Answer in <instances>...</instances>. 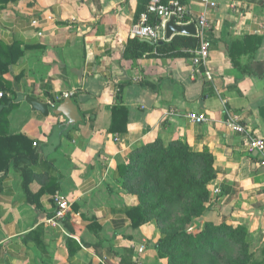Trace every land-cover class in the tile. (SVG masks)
I'll return each mask as SVG.
<instances>
[{
  "label": "crops",
  "instance_id": "1",
  "mask_svg": "<svg viewBox=\"0 0 264 264\" xmlns=\"http://www.w3.org/2000/svg\"><path fill=\"white\" fill-rule=\"evenodd\" d=\"M178 1L194 17L207 15L212 81L194 70L196 48L178 57H126L141 0H21L0 8V41L24 53L5 76L11 90L0 112L14 105L9 137L25 136L39 152L35 164L12 166L0 181V264H167L158 257L156 225L133 228L129 210L138 199L119 182L131 151L159 138L216 157L201 228L208 221L244 225L264 243L262 155H249L246 138L226 125L231 113L264 140V67L261 74L256 66L264 63V0H213L208 9L202 0ZM161 41L170 42L165 31ZM57 97V106L71 98L77 123L53 113ZM191 113L207 121L193 123ZM23 168L31 193L44 192L36 202L24 191ZM57 197L70 212L53 226Z\"/></svg>",
  "mask_w": 264,
  "mask_h": 264
},
{
  "label": "trees",
  "instance_id": "2",
  "mask_svg": "<svg viewBox=\"0 0 264 264\" xmlns=\"http://www.w3.org/2000/svg\"><path fill=\"white\" fill-rule=\"evenodd\" d=\"M19 1L0 0V8ZM150 2L141 0L137 20ZM254 39L257 44L261 42L257 37ZM198 45L199 39L192 36H176L163 45L131 38L125 54L134 60L154 51L178 57L185 55L182 49L191 50ZM23 55L20 44L9 46L0 41V91L5 92L4 104L6 93L11 90L5 76ZM232 60H236L233 55ZM256 66L263 74L264 63ZM13 108L10 105L0 112V181L8 177L12 166L35 164L39 159L31 140L25 136L9 137V115ZM120 113V109L115 110L113 130L119 129ZM215 162L216 157L208 148L199 152L180 140L165 144L159 138L133 149L127 164L120 168L119 181L125 191L138 199V205L129 210L132 226L156 225L160 235L156 245L158 257L167 264H264V243L253 240L246 226L208 221L201 228L209 214V185L218 177ZM21 172L26 195L36 202L44 192L31 193L32 175L26 168Z\"/></svg>",
  "mask_w": 264,
  "mask_h": 264
},
{
  "label": "built area",
  "instance_id": "3",
  "mask_svg": "<svg viewBox=\"0 0 264 264\" xmlns=\"http://www.w3.org/2000/svg\"><path fill=\"white\" fill-rule=\"evenodd\" d=\"M202 4L206 9L216 7V3L213 0H202ZM171 18H174L178 25H190L192 23L196 25V37L199 39V45L194 51L191 61L195 71L204 69L205 78L212 81V74L208 70L212 42L208 38L210 26L206 13L194 17L191 15L187 6L183 5L178 0H172L168 3H163L161 0H151L146 11L143 12L139 19L131 26V37L133 39L159 43L163 38L165 26ZM36 24L37 22H34V25ZM3 97L4 93L0 92V98ZM60 101L61 97H57L55 100L51 101V108L55 109L57 103ZM188 118L193 123L197 124H204L207 121L204 116L194 113L189 114ZM226 125L234 133L246 138V151L249 155H254L255 153L262 155L260 165L264 167V140L251 135L246 126L241 123L240 119L231 113L228 114ZM34 146H36V143ZM56 202L57 211L55 216L49 220V223L53 226H60L66 220L70 212V205L58 197L56 198ZM141 252H143V249Z\"/></svg>",
  "mask_w": 264,
  "mask_h": 264
},
{
  "label": "water",
  "instance_id": "4",
  "mask_svg": "<svg viewBox=\"0 0 264 264\" xmlns=\"http://www.w3.org/2000/svg\"><path fill=\"white\" fill-rule=\"evenodd\" d=\"M174 35H187V36H197V27L195 24L190 25H178L174 18H171L165 26V41H170ZM164 41H160L159 45H163ZM27 101L32 105V107L44 115L48 116L50 114V109L48 105L39 102L36 99L28 98ZM55 115L66 116L71 124H75L80 120V114L77 106L73 103L71 98H67L64 103L57 106L52 110ZM255 156L258 154L255 153Z\"/></svg>",
  "mask_w": 264,
  "mask_h": 264
}]
</instances>
